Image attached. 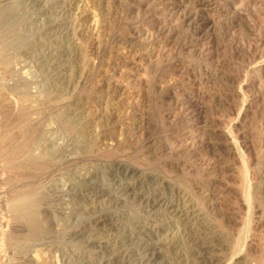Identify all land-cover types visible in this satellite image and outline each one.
Masks as SVG:
<instances>
[{"label":"rangeland","instance_id":"rangeland-1","mask_svg":"<svg viewBox=\"0 0 264 264\" xmlns=\"http://www.w3.org/2000/svg\"><path fill=\"white\" fill-rule=\"evenodd\" d=\"M3 8L0 264H264V0Z\"/></svg>","mask_w":264,"mask_h":264},{"label":"bare ground","instance_id":"bare-ground-1","mask_svg":"<svg viewBox=\"0 0 264 264\" xmlns=\"http://www.w3.org/2000/svg\"><path fill=\"white\" fill-rule=\"evenodd\" d=\"M103 1V0H102ZM2 9V8H1ZM4 9V8H3ZM69 10H71V5L69 6V5H67V6H59V8H57V9H54V10H50V12H52V13H57V14H66ZM7 14H9L8 13V10H6V8L3 10V11H1L0 12V28H2V26H1V24H2V22H3V20H5L6 19V16H7ZM4 23H6V22H4ZM3 25V24H2ZM15 27V23H14V21L13 22H10V24H9V26H5L4 28H3V30H7V34H9V32L11 31V29H13ZM9 31V32H8ZM54 32V31H53ZM3 33H5V32H3ZM67 33V32H66ZM7 34H5V37L7 36ZM64 35V34H63ZM64 36H66V35H64ZM11 39V38H10ZM7 40V39H6ZM9 43H11L10 41H9ZM20 42L19 41H17V42H12L10 45H8L9 47H16V45L18 46V44H19ZM22 99V102L23 103H27L28 102V97H26V96H24V97H22L21 98ZM24 118L25 119H27V115L25 114L24 115ZM3 127V126H2ZM1 136H0V141H2V142H6L7 140H10V138H11V134L10 133H7V131H4L3 133H1L0 134ZM38 138V137H37ZM37 138H32L31 139V141H28L25 145H24V147L23 148H21V151H22V154H24V156L27 158V157H29V158H27L28 160L29 159H31V158H33V160H34V158H35V160H36V158H38V159H40L41 161H47V160H49L50 159V157L48 156V154L45 152V151H41L40 153H38V154H36L35 155V153H33V150L35 151V147H36V144L38 145V141H37ZM9 143L11 142V141H8ZM4 145H6V143H4L2 146H0V154H2V152L3 151H6V150H9V149H13V147H16V144H13V146L12 147H10L9 148V146H4ZM20 146H22V145H20ZM39 146V145H38ZM37 146V147H38ZM18 147H19V145H18ZM17 147V148H18ZM36 162V161H35ZM34 162V163H35ZM48 162H51L50 160L48 161ZM47 162V163H48ZM33 163V162H32ZM37 163H38V161H37ZM42 162H41V164H40V166L42 167ZM50 164V163H49ZM39 166V165H38ZM45 166H47V164L45 165ZM44 166V167H45ZM245 177V176H244ZM247 177V176H246ZM246 180V179H245ZM244 182V181H243ZM245 184V183H244ZM243 184V185H244ZM243 185H242V187H243ZM231 189H232V187H231ZM235 189V188H234ZM234 189H233V191H234ZM250 190V189H249ZM232 191V190H231ZM232 191V192H233ZM242 191H246V190H243L242 189ZM241 191V192H242ZM248 192V191H247ZM233 193H235V191L233 192ZM248 194V193H247ZM241 195H244L243 194V192H242V194ZM249 195V194H248ZM34 197V196H33ZM238 197H240V196H238ZM249 197V196H248ZM251 197V196H250ZM249 197V198H250ZM33 199V198H32ZM34 199H35V202L37 201V197H34ZM33 199V200H34ZM240 200V199H239ZM243 200V199H242ZM247 200V199H246ZM251 200V199H250ZM244 202H246L245 200H243ZM249 201V200H248ZM34 202V201H33ZM156 202H158V203H161L162 201H159L158 199H156ZM242 202V201H241ZM244 202H242V203H244ZM20 203V202H19ZM18 203V204H19ZM21 204V203H20ZM25 204V203H24ZM23 204V205H24ZM30 204H32V203H30ZM30 204H27V205H30ZM34 204V203H33ZM35 204H37V203H35ZM17 204L15 203L14 204V207L16 206ZM21 206L19 209L20 210H22L23 212L25 211V212H27V213H29L30 214V209L32 208V207H34V205H32V207L31 206ZM250 205H251V202H250ZM250 205H249V207H250ZM245 206H247V205H245ZM18 207H19V205H18ZM18 207H17V210H18ZM31 207V208H30ZM249 210H250V208H248ZM174 210H177V213H182L183 211H184V209L183 208H180V209H174ZM104 221V220H103ZM112 221H114V220H112ZM101 222V221H100ZM34 224V226H33V235L34 234H39L41 231H40V228H39V226H38V224L37 223H33ZM97 225V224H96ZM111 232V231H110ZM115 238V237H114ZM102 240V239H101ZM101 242V241H100ZM94 245V244H93ZM112 250V249H111ZM111 250L109 251V252H111ZM117 251H116V253H114L113 254V256H118L119 257V251H122L121 253H124L125 252V250L126 251H128V249L127 248H125V249H119V247H118V249H116Z\"/></svg>","mask_w":264,"mask_h":264}]
</instances>
